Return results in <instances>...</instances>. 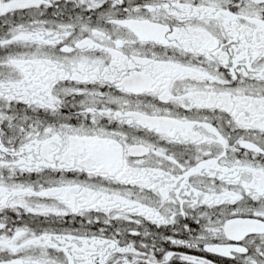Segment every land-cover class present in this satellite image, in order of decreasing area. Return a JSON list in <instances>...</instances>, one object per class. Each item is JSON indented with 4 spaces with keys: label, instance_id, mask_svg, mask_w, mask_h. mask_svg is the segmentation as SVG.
Listing matches in <instances>:
<instances>
[{
    "label": "snow or ice",
    "instance_id": "6c2138e0",
    "mask_svg": "<svg viewBox=\"0 0 264 264\" xmlns=\"http://www.w3.org/2000/svg\"><path fill=\"white\" fill-rule=\"evenodd\" d=\"M0 264H264V0H0Z\"/></svg>",
    "mask_w": 264,
    "mask_h": 264
}]
</instances>
